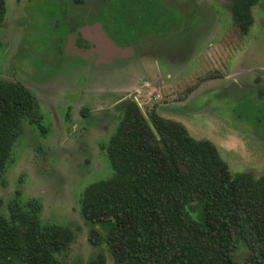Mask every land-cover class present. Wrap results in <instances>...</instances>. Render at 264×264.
<instances>
[{"label": "rangeland", "instance_id": "374dc122", "mask_svg": "<svg viewBox=\"0 0 264 264\" xmlns=\"http://www.w3.org/2000/svg\"><path fill=\"white\" fill-rule=\"evenodd\" d=\"M5 1L0 80L31 90L44 132L23 123L0 187V213L16 192L21 202L38 200L42 223L75 236L59 257L65 263L85 264L101 253L114 264L105 245L89 242L79 200L87 186L112 176L102 147L122 100L211 141L232 174L264 173V0L246 33L233 23L231 0H160L177 26L159 42L151 37L135 47L116 44L99 23L102 0ZM245 258L237 252L238 264Z\"/></svg>", "mask_w": 264, "mask_h": 264}, {"label": "trees", "instance_id": "16d2710c", "mask_svg": "<svg viewBox=\"0 0 264 264\" xmlns=\"http://www.w3.org/2000/svg\"><path fill=\"white\" fill-rule=\"evenodd\" d=\"M258 3L231 0L239 31H249ZM161 4L102 0L98 21L116 44L145 46L177 26ZM6 14L0 0V27ZM116 110L115 130L102 147L112 176L87 186L79 200L91 245H105L114 264H238L240 250L244 264H264V173L232 174L211 141L193 138L155 109L144 114L133 99L118 102ZM23 123L44 132L35 95L0 80V187ZM40 212L38 200L21 202L15 193L0 213V264H67L59 257L74 241L72 230L42 223ZM85 264L106 259L100 253Z\"/></svg>", "mask_w": 264, "mask_h": 264}, {"label": "flooded vegetation", "instance_id": "af4514ba", "mask_svg": "<svg viewBox=\"0 0 264 264\" xmlns=\"http://www.w3.org/2000/svg\"><path fill=\"white\" fill-rule=\"evenodd\" d=\"M81 37L83 38V40H85L86 42L87 41H91V37H90V35H88L87 33H85L84 31H82V34H81ZM81 38V39H82ZM78 45L80 46V47H87L88 48V45H86L85 43H83V42H78ZM108 48V47H107ZM110 49V48H109ZM111 50V49H110ZM111 63H112V60H111Z\"/></svg>", "mask_w": 264, "mask_h": 264}, {"label": "water", "instance_id": "95a60500", "mask_svg": "<svg viewBox=\"0 0 264 264\" xmlns=\"http://www.w3.org/2000/svg\"><path fill=\"white\" fill-rule=\"evenodd\" d=\"M106 42L108 43L109 41L106 40ZM109 45H110V47H109L110 49H114V50H116L117 52H118V51H121V50L117 49V48H116L112 43H110V42H109Z\"/></svg>", "mask_w": 264, "mask_h": 264}]
</instances>
